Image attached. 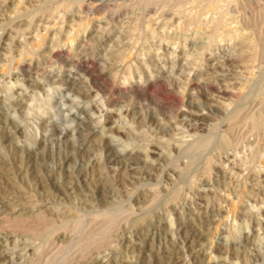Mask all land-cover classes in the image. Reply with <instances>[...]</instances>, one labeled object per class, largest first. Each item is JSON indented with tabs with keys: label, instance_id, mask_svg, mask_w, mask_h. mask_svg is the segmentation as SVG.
I'll return each instance as SVG.
<instances>
[{
	"label": "rangeland",
	"instance_id": "374dc122",
	"mask_svg": "<svg viewBox=\"0 0 264 264\" xmlns=\"http://www.w3.org/2000/svg\"><path fill=\"white\" fill-rule=\"evenodd\" d=\"M0 225V264H264V0H0Z\"/></svg>",
	"mask_w": 264,
	"mask_h": 264
},
{
	"label": "bare ground",
	"instance_id": "6f19581e",
	"mask_svg": "<svg viewBox=\"0 0 264 264\" xmlns=\"http://www.w3.org/2000/svg\"><path fill=\"white\" fill-rule=\"evenodd\" d=\"M51 48H52V47H51ZM202 85H203V84H202ZM207 88H208V87H207ZM96 93H97V92H96ZM97 94H98V93H97ZM100 94L105 95V93H104L103 90L99 91V95H100ZM102 95H101V96H102ZM139 97H140V96H139ZM130 119H131V118H130ZM139 121H140V120H139ZM139 121H138V122H139ZM25 146H26V145H25ZM146 157H147V156H146ZM126 167H127V166H126ZM101 192H102V191H101ZM147 204H148V203H147ZM110 219H111V218H110ZM17 221H18V220H16V222H17ZM12 222H13V221H12ZM40 222H41V221H40ZM40 222H39V223H40ZM18 223H19V222H18ZM23 225H24V224H23ZM0 226H1V225H0ZM28 226H30V225H28ZM14 227H15V226H14ZM25 227H26V226H25ZM15 228H16V227H15ZM188 228H189V227H188ZM24 229H25V228H24ZM183 229H184V228H183ZM195 230H196V229H195ZM35 233H36V232H35ZM60 258H61V257H60Z\"/></svg>",
	"mask_w": 264,
	"mask_h": 264
}]
</instances>
